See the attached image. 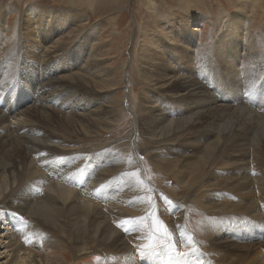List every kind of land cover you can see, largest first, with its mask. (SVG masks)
Listing matches in <instances>:
<instances>
[{"label":"bare ground","instance_id":"6f19581e","mask_svg":"<svg viewBox=\"0 0 264 264\" xmlns=\"http://www.w3.org/2000/svg\"><path fill=\"white\" fill-rule=\"evenodd\" d=\"M99 2L102 6L101 10L107 11L108 6L103 5L106 3L105 0H103V3ZM147 3H149L148 0L145 5ZM184 3L190 9L193 8V5L197 7L195 2L191 4L188 0H184ZM1 9L3 10L2 7ZM30 9L24 14L22 13V19L26 23L31 25L32 23H38L41 19L43 20L45 15H42L41 10H38V8L35 10ZM148 11L151 12L149 21L152 24L150 25L155 27L156 32L153 33L152 40L149 41L152 46L148 48L145 43L146 51L153 50L160 54L161 51L158 50V46L164 44L170 37H177L174 39L175 43L181 42L189 48H194L190 47L193 43L192 34L187 29L174 30L171 34H164L165 37L160 38L158 36L159 31L170 29L169 32H171L174 28L173 18L171 19L168 16L167 9L160 12L149 7ZM38 13L40 14L38 15ZM47 17H49L48 21L50 22L51 14H48ZM69 17L72 21L70 25L78 29L82 27V22L85 19L90 20L88 16L82 18L77 12L72 13V11ZM11 18L13 17L11 16ZM192 18V22L203 19L198 13H193ZM19 19L18 22L21 24ZM118 19L116 20L117 25ZM242 22L245 24L244 17L237 23L238 28L236 29L240 28ZM146 29L144 25L139 26V32H149ZM193 30L198 31L194 28ZM69 31L72 32L70 29ZM69 31L66 32L69 33ZM237 34L238 32L232 30V35L224 43L222 51L219 52L220 61L226 69L233 67L238 55L240 43L237 42L235 37ZM16 35L18 34L16 33ZM62 35L64 36V34ZM187 47L182 48L186 50ZM99 48L102 50L101 46ZM90 50L88 61L84 60L85 63H83L80 60L79 63L78 60L74 59L69 64V66L72 65L75 68L74 70L68 69V74L63 66L54 67V69H52L53 64L51 63L43 66L46 72L45 84L42 67H34L28 72V80L26 81L28 96L26 99L30 103V99L35 97L32 104V108L37 109L34 117L29 116V114L34 113V110L31 111L30 108L23 109L17 115L18 108L22 107L20 105L21 94L16 95L14 90L10 93H8L9 91L6 93L1 91L3 94H0V264H64L66 261L62 262V258L58 255L61 251H65L67 254L68 264H166L167 258H169V261L176 257L180 261H185L194 255L196 251L204 256L206 259L205 264H264V215L261 205L263 204L262 200H264V165L263 167L261 165V160H264V121H262L264 117H262L263 114L254 112L242 99L243 97L248 102V97H250L248 89L242 88V86L246 85L248 87L257 80L259 93L264 98V76L263 80L259 79L261 75L257 79H251V76H253L252 66L248 65V62L246 64L251 50L250 47L244 50L245 54L244 51L242 52L245 61L241 64V72L234 73L235 69L231 71L234 77L229 81L227 89L228 91L233 90L231 93L234 95L226 96L223 88L219 94L215 92L216 95L213 94V90L207 88L203 81L196 76L193 68H186V71L181 74L180 72L183 69L172 65L169 61L175 62L172 60L174 57L168 59V54L164 55L167 56L166 60L168 59L169 65L160 62L158 67L151 64L150 72L143 69V77L145 75L147 78H151L150 80L156 90L162 89V95L169 97V99L165 100L150 92L147 97L150 98L148 102L154 105L152 109L147 110L145 106L146 111L144 110L143 113H140L141 111H138V113L135 108L132 110L129 105L128 109L131 110L136 121V130L140 125H146L152 133L154 132L152 136H149L150 133L148 135L151 140L150 143L153 142L156 145H150L143 151L138 147L137 142L131 141L127 144L132 156L131 159L127 160V163L121 164L119 162L120 164L117 166H114L113 163L118 159V155L112 152L108 146H104L103 149L108 152L106 168L95 177L93 182L85 185L88 177L94 173L100 161L97 160L96 155L93 156L92 154L93 160L87 162L71 176L75 186L83 188L85 185L83 189H80L82 191H77L72 187H68L70 175L96 149L85 151L81 146L82 144L77 141L78 139L76 140L77 137L71 138L65 129L62 132H60L61 129L56 130V132L52 131L53 129L51 130L47 126L48 124H45L46 121L41 120L44 117L36 114V112L48 113L53 118L56 113L52 109L57 105L64 108L67 117H72L69 118L72 125H74L73 121L79 122L82 128L86 122L84 119L87 120V116L91 114L98 116L97 113L92 111L95 103L86 102L83 90L87 78L98 74V71L95 70L97 65L93 66L96 62L95 59L91 62L92 58L95 57L92 53L93 48ZM226 54H229V57L225 56ZM139 55L138 57L143 58ZM148 56L151 59L155 58L154 56ZM185 56L191 61L187 64L189 67H191L190 64L199 66L202 63V61H199V63L193 62L190 53H186ZM47 59L49 60V58ZM61 72L64 76L58 75ZM103 73H99V75ZM76 76L80 79H77ZM100 76L102 77V75ZM238 76L243 80L238 82ZM19 83H15V89ZM220 83L223 86V83ZM30 84L32 89L29 86ZM64 88L77 90L80 93H75L72 97L69 95V91H65L62 92L61 96L53 97L56 91ZM41 89L44 91V95H41ZM253 91H256V88ZM85 92L89 95L91 93L86 90ZM237 93L238 97H235ZM131 104L134 106V101ZM66 105L68 106L66 107ZM78 105L83 106V111L88 110L86 113L90 115H87L85 111L78 112ZM101 108L102 106H100V110ZM120 108L123 109L122 101ZM68 110H70V113H68ZM108 112L106 111V113ZM171 112H174V115ZM102 115L104 116V114H100V117ZM112 116L115 117L114 113ZM11 117L15 118L14 122L9 121ZM260 117H262L261 121ZM49 118L47 117L48 120H50ZM102 119H100V122H102ZM257 120L262 124L258 125ZM112 125L114 126V124ZM91 129L93 128L91 127ZM91 132L93 131L91 130ZM154 135L157 138L152 140L155 138ZM169 137L172 142L169 140L170 143L166 144L165 142ZM12 138L13 141H16V144L13 143V148L6 149L7 144L5 143ZM135 139L137 138L135 137ZM140 141L144 142V140ZM71 152H79L81 155L83 152H87V155L84 156L83 160L76 161L73 167H67L63 171L61 174L62 181L53 179L48 163L56 158L61 159L51 164V166L54 169L62 170L71 162V159L68 158V154ZM142 152H145L147 157L152 160L157 172L172 175L180 185V189L188 192L190 204L192 203L199 210L204 211L205 216H199L197 225L191 220L192 227L187 223V206L180 205L170 194L156 190L154 181L152 182V180L145 177L143 165L137 164V159L140 158ZM144 157L146 158V156ZM212 166L216 173H213ZM253 169L257 171L253 172ZM110 176L113 177L108 178ZM97 192L99 194L96 195ZM116 192L122 193L115 200L114 194ZM152 195H154L153 198ZM165 205L168 206L165 207ZM168 211L176 213L175 216L169 218ZM218 211L221 214L236 211L237 215L240 218L242 217V226H239L235 233L231 232V235L226 232V235L213 238L215 232L213 234L208 232L207 226L208 223H211L209 220ZM244 218L248 219L244 220ZM62 220L65 223H59ZM196 220L198 221V219ZM157 223L163 224L166 229L165 239L169 247L165 249L164 253L162 249L156 246L158 239L154 240ZM65 227L68 229V250L63 243L57 244L55 239L56 232H59L61 236L66 234L64 233ZM191 229L193 232H191ZM209 239L210 243L217 249L229 248L227 249L229 251V255L227 253L228 257H225L226 253L222 250L213 252ZM238 239L243 242V245L237 244ZM134 241L136 243L137 241L141 242L132 245L131 242ZM182 243L184 244L182 245ZM146 244H149V246L146 247ZM162 256H166V259Z\"/></svg>","mask_w":264,"mask_h":264},{"label":"rangeland","instance_id":"374dc122","mask_svg":"<svg viewBox=\"0 0 264 264\" xmlns=\"http://www.w3.org/2000/svg\"><path fill=\"white\" fill-rule=\"evenodd\" d=\"M99 1H101L103 3V0H16V1L13 0L14 3L12 2V0H0V19H1V21H0V23H1L0 24V33L3 31L0 35V86H1L0 87V94H3L2 93L3 91H5V93L9 91L8 93H10L14 90L16 95L17 94L22 95V100L20 101V105L22 107L18 108L17 115L20 114L23 109L27 110L30 108L31 111L34 110L33 111L34 113L31 115L29 114V116L34 117L35 111L37 110L36 108L35 109L32 108V106H33L32 104L34 103L33 99L35 97H32L30 99V103L28 102L29 100L26 99V97L28 96L26 81L28 80L27 79L28 78L27 77L28 72H30V70L32 68H34V67H39V68L42 67L43 68V66L51 63V64H53L52 69H54V67L63 66L64 69H66L67 74H68V69L74 70V68H75L72 65L69 66V64L72 63V61L74 59L76 61L78 60L79 63H80V60H81V62L83 61V63H85L84 60L88 61V55L91 52L90 49L93 48L92 53L95 55L96 58L95 57L92 58L91 62L94 61V59H95L96 62L93 66L95 67V65H97L98 69L96 68L95 70L98 71V74H96V75L94 74L92 77L87 78L88 81L86 80L85 84L83 85V86H85L84 87L85 89H83V90H84V95L86 96V102L87 103H95L92 111L97 113L98 116L93 115V114H91L92 115L91 116L90 114L86 113V112H88V110H84L85 113L87 115H90V116H87V120H86V118L84 119V121H86V122L84 123L83 128L84 127H86V128L83 129L80 126L79 122L76 123L75 121H73L74 125H72L69 121V118H72V117H70V116L67 117V115L64 112L65 111L64 108H61L57 105H55L53 107L54 109H52V111L53 112L55 111L54 113H56V116L55 115L53 116L54 119L48 113H47L48 114L47 115V114H41L42 112H36V114L42 115L44 117L41 120H43L44 122L46 121L45 124H48L47 126L50 127L51 130L53 129L52 131L56 132V130L59 131L61 129L60 132H62L65 129V131L67 132V134H69L71 136V138L77 137L76 140L78 139L77 141H79L82 144L81 146L84 148L85 151L87 149L88 150L96 149L87 158L84 157L85 155H87V152L86 153L83 152L82 155L79 152L69 153L68 158L71 159V162L68 164V166L64 167L62 170L54 169V167L51 166V164H53L57 161H60L61 159L56 158V159H54L48 163V165L50 167L51 174H52L51 176L53 177V179L55 178L58 181H62L61 174L63 173V171L67 167H73L76 161L78 162V161H81V159L83 160L85 158L83 160V162L73 170V172L70 175V183H68V187H72L77 191H82L80 189H83L86 184L93 182L95 177L103 169L106 168L107 159H108V152H106V150L103 149L104 146H108V148L112 152H115L118 155V159L113 163L114 166H117L120 164L119 162H121V164L127 163V160L129 161L131 159V157H132L131 153L129 152V150L127 148V144L130 143L131 141L137 142L138 147L143 151L146 148H148L150 145L151 146L156 145V143H153V142L150 143L151 140H150L149 136H152V134L154 132L152 133L150 131V129L147 128L146 125H140L139 127H137V130H136V126H135L136 121L134 119V116H133L131 110L128 109V105L132 110H133V108H135L137 110V112L141 111L140 113H143L144 110L146 111V107H147V110L152 109L154 105L151 102L150 103L148 102L150 100V98L147 97L150 92L157 94L159 97H161L165 100L169 99V97L162 95V89L156 90V88L152 84L153 82L150 80L151 78H147L145 75L143 77V74H144L143 69L150 72L149 69L151 68L150 67L151 64L156 65L157 67H158L160 62L169 65L167 60L169 58L174 57V59H172V60H174L175 62H172V61H169V62L172 65H174L176 68L181 67L183 69V70L181 69L182 70L180 72L181 74H183V71H186V68H193L194 73L196 72V76L200 80L203 81V83L206 85L207 88H209L210 90H213V94H215V93L219 94L223 88L224 92L226 93L225 94L226 96L234 95L231 93L233 90L228 91V89H227L229 81L232 80L234 77L231 71L233 69H235V71H233L234 73L235 72H237V73L241 72L240 71L241 64H242V62L245 61V56H243L245 54L244 50H246L247 48L249 49V47H250L251 50L249 51V58L247 59L246 64L248 62V65L252 66L251 68L253 70V72H252L253 76H251L252 77L251 79H257V77L261 75L259 77V79L263 80V76H264V66H263L264 65V0H197V1L196 0H188L189 2H191V4L194 2H195V4L197 3L196 4L197 7H195V5H193V8H191V9L189 6H187L184 3V0H148L149 3H147V5H145L147 0H105L106 3H104L103 5L105 7L108 6L107 11L101 10L102 6H100L101 3ZM8 3H9V5H8ZM10 3L12 4L13 8H12ZM16 5H18V6H16ZM1 7L3 8V10L1 9ZM149 7H151L154 10L157 9V11L159 10L160 12H161V10L163 11V9L164 10L167 9L168 10V16L171 19L173 18L174 28L172 29L171 32H169L170 29H165V30L159 31L158 36L160 38L165 37L164 34H166V35L171 34L174 30H178V29H182V30L185 29L186 30L187 29L188 32L190 34H192L191 37H192L193 43L190 47H194V48H189L186 45H183L181 42L175 43L174 39H176L177 37H174V38L170 37L167 39L166 42H164V44H161L158 46V50H160L162 54L161 53L158 54L153 50L146 51L145 43H146V46L148 48H150L152 45L149 44V41L152 40V37L154 35L153 33L156 32V29H154L155 27L150 25L152 23H150V21H149L150 20L149 18L151 17L150 16L151 12L148 11ZM7 8H8V10H7ZM9 8H10V10H9ZM30 8H33L34 10L38 8V10L42 11V15H45L44 16L45 18L43 17V20L41 19L38 23H32L31 24L32 26L30 24L26 23L22 19L23 18L22 15L25 12L31 10ZM22 9H23V11H22ZM71 11H72V13L77 12L78 15L81 16L82 18H83V16H88L90 20L85 19L82 22V24H83L82 27H80L79 29L75 28L74 26L70 25L72 22L70 17H69V16H71ZM17 12H19V13H17ZM20 12H21V14H20ZM193 13L200 14L203 17V19L201 21L192 22V20H193L192 14ZM39 14L40 13H38V15ZM48 14H51V17H52V18H50V22L48 21L49 17H47ZM63 14H65V15H63ZM9 16H10V18H9ZM11 16L13 18H11ZM14 16H16V17H14ZM63 17H65V18L67 17L68 20L67 19L65 20V18H63ZM243 17L245 20V24L242 22L239 26L240 28L236 29V28H238L237 23H239L240 19L241 18L243 19ZM7 18H9V19L7 20ZM78 18H80V17H78ZM2 19H4V20H2ZM18 19H19V21H21V24H20V22H18ZM117 19H118V25L116 23ZM23 21H24V23H23ZM142 25H144V28L145 29L147 28L146 30L149 32H146V33H145V31L139 32V26L141 27ZM26 26H28L29 28ZM30 28H32V29L30 30ZM193 28L198 29V31L195 32V30H193ZM69 29L72 30V32H70ZM151 29H152V31H151ZM27 30H29V31H27ZM232 30L238 32L237 36H235V37L237 38V42L240 43V48H239L236 60L234 62L235 64L233 65V67H229L228 68L229 70H228L224 67V65H222V63L220 61L221 59L219 56V52L222 51V49L224 47L223 45L226 42V40L229 39V36L232 35ZM30 31H31V33H30ZM66 31L67 32L69 31L70 34L67 33ZM3 33H5V34H3ZM16 33L18 35H16ZM62 34H64V36ZM244 34H246V35H244ZM60 35H62V36H60ZM75 36H76V39H75ZM83 36H84V38H83ZM72 37H74V38H72ZM66 38H68V39H66ZM82 39L84 40L83 42H82ZM140 39H141V41H140ZM251 41L254 44H251L252 43ZM57 42H58V44H57ZM65 42H67V43H65ZM78 43H79V45H78ZM50 44H52V45L50 46ZM65 44H67V45L65 46ZM97 44H99V45H97ZM252 45L254 46V48H252L253 47ZM91 46H93V47H91ZM98 46L99 47L101 46L102 50ZM195 46H197V47H195ZM247 46H249V47H247ZM63 47H64V49H63ZM167 47H169V48H167ZM182 47H187V49L184 50ZM48 48H49V50H48ZM95 50H97V51H95ZM103 50H105V51H103ZM202 52H204V53H202ZM186 53H188V54L190 53V55L193 57V62L199 63V61H202V63L199 66L194 65V64L192 65L189 63L191 67L187 66L188 62H191V61L187 56H185ZM164 54H168L169 57H167ZM138 55L143 57V58L138 57ZM148 55H150V57L154 56L155 58L151 59V58H149ZM199 55H200V57H199ZM228 55L229 54H226L225 56H228ZM166 57L168 58L167 60H166ZM47 58H49V60ZM106 58H107V60L105 61ZM144 61H146L145 65H144ZM102 62H105V63H102ZM99 63H101V64H99ZM218 63H220V64H218ZM83 66H82V68H83ZM161 66H162V64H161ZM104 67H106L107 69ZM183 67H185V68H183ZM100 70H102L105 74L103 72H101ZM111 70L112 71L114 70L115 72L114 71L112 72ZM107 71H108V74H107ZM43 73H44V84H45L46 83L45 68H43ZM99 73H103V74H100V75H102V77L99 75ZM67 74H65V75H67ZM58 75L64 76V75H62V72L59 73ZM105 75H107V76H105ZM103 76H105V77H103ZM126 76H128V77H126ZM76 77H77V79H80V77H78V76H76ZM238 78H239V76H238ZM128 79L130 82L127 81ZM81 80H83V79H81ZM239 80H243V79L239 78L238 82H239ZM17 82H20V83L18 84V87L15 89V85H16L15 83H17ZM68 82L72 83L70 81H68ZM73 82H74V80H73ZM220 82L223 83V86H221ZM129 83H130V85H129ZM86 84H88V85H86ZM132 85L134 86L133 89H132ZM29 86L32 89V85L30 84ZM89 88H90V90H89ZM242 88L248 89L249 94H250V97H248V102L245 101V99L242 97L243 102L246 105H248L254 112H257L259 114H263L262 117H264V98H262V96L259 93L260 91H259V86H258V80L255 83L250 84L248 87H246V85H245V86H242ZM255 88H256V91H253ZM85 90L87 92L90 91L92 94L90 93V95H89V93H86ZM65 91H69V95L72 97H74L75 93H77V94L80 93V91H77V90L74 91V90H69L68 88H64L62 90L56 91V93L53 95V97L54 96H61L62 92H65ZM98 92H99V94H98ZM100 92H102V94H100ZM254 92H255V94H254ZM41 95H44V91H42V89H41ZM145 96H146V98H145ZM107 97H109V98H107ZM122 97L124 98V100ZM235 97H238V93L235 95ZM121 101H122L124 111H123V109L121 110V108H120ZM129 101H131V102H129ZM133 101H134V106H132V104H131ZM135 101H137V102H135ZM139 105H140V107H139ZM151 105H152V107H151ZM67 106L68 105H66V107ZM100 106H102V108L104 110L102 108L100 110ZM82 107H81V105H78L77 109H79V111L78 110H76V111L84 112L82 110ZM96 108H97V110H96ZM58 109H60V110H58ZM111 109H112V111H111ZM138 109H140V110H138ZM106 111H109V112L106 113ZM110 112H111V114H110ZM68 113H70V110H68ZM113 113H114L115 117L112 116ZM100 114H104V116L103 115L101 116V117H104L103 119L100 117ZM108 114H109V116H107ZM171 114L174 115V112H171ZM58 116H59V118H58ZM47 117L48 118L51 117V118H49L50 120H48ZM55 117H56L57 122L55 121ZM262 117H260V121H261ZM109 118L111 119V121ZM100 119H102V122H100L101 121ZM108 119H109V121H108ZM263 119L264 118H262V121H264ZM37 120H39V119H37ZM9 121L14 122L15 118L11 117L9 119ZM260 121L257 122L258 125L262 124V123H259ZM86 123L88 126L85 125ZM102 123H104V124H102ZM110 123L114 124V126ZM107 124H108V126H107ZM65 125L68 127H66ZM89 125L93 129H91V127ZM111 125H112V127H111ZM106 126L108 127V129L106 128ZM145 126H146V128H145ZM54 127H56L57 129ZM94 128H97V129L95 130ZM116 128L117 129L119 128V129L117 130ZM90 129L93 132H91ZM140 129L142 130V132H140L141 131ZM189 130H190V127H189ZM85 131H86L87 135L85 134ZM146 132H147V134H146ZM149 133H150V135H149ZM135 137L137 139H135ZM154 137H155V135H154ZM170 137H169V139L167 138V141L165 142L166 144L170 143L169 142V140H171ZM156 138H157V136L155 138H153L152 140H154ZM140 140H144V142L140 141ZM147 140H148V142H147ZM98 141H100V142H98ZM87 142H90L91 144L87 143ZM93 142H94V144H93ZM171 142H172V140H171ZM13 143L16 144V141H13V138H12L11 140H9L5 143V144H7L5 148L6 149L7 148H9V149L13 148V146H14ZM94 147H96V148H94ZM1 154H3V153H1ZM92 154H93V156L96 155L97 160H100V161L98 162L97 168L94 171V173L90 174V176L88 177L84 187L79 188L73 184L71 176L73 174H75L80 168H82L87 162L93 160ZM119 156H121V157H119ZM144 156H146V158H148V159H146ZM119 159H120V161H119ZM138 159H137V164L140 163L141 165H143L142 166L144 169L143 173H144L145 177H147L149 180H152V182L154 181L153 182L154 186L157 188V189L156 188L155 189L159 190V192H165L167 194H170L171 196H173L176 199V201H178L180 203V205L187 206V210H188V212H186V214L188 216L186 218L187 223L191 227H192V225L190 223L191 221L195 225H197L199 222V216H205V213H204V211L199 210L197 208V206H195L194 204H192V203H191L192 205L190 204V202L188 201V192L184 189H180V185H178L177 181L175 180V178L172 175L164 173V172H157L153 166L152 160L149 157H147L145 152H142L140 158H138ZM142 160H143V162H142ZM146 160H147V163H146ZM254 164H255V162H254ZM261 165L263 167L264 160H261ZM255 169H257V168L255 167ZM255 169H253V172L257 171ZM147 171H149V172H147ZM212 171H213V173H216L213 166H212ZM111 177H113V176H110L108 178H111ZM121 193L116 192L114 194L116 197L115 200L119 197V195ZM97 194H99V193L97 192L96 195ZM151 197L153 198L154 195H152ZM180 197H182V198H180ZM262 203H263V204H261L262 210H263L262 212L264 215V200H262ZM167 206L168 205H165V207H167ZM175 214L176 213H171L170 211H168V217L169 218L175 216ZM239 218H240V216L237 215L236 211L230 212L228 214H221V212L218 211L217 214L215 216H212V218L209 220L211 223H208L209 227L207 226V230L211 234H213L214 232L217 234L215 236V233H214L213 238L219 237L220 235H226L227 234L226 232H228V235H231V232L235 233L236 229L239 226H242L241 225V221H243L241 219L242 217L240 219ZM196 219H198V221ZM247 219L248 218H244V220H247ZM59 223H65V221L62 220ZM66 227L68 228V226H66ZM66 227L64 228V231H65L64 233H66V234L61 236L59 232H56L55 239L57 241V244L63 243V245H65L67 250H68V247H67V245H68V229ZM220 231H222V232L220 233ZM191 232H193L192 229H191ZM131 233H129V234H131ZM158 236H160V237H158ZM165 238H166L165 226L161 223H157V231L154 234V240L158 239L156 241V246H158L160 249H162L163 253H164L165 249H167L169 247L168 242L166 241ZM213 238H212V240H213ZM238 240H237L238 243L237 242L236 243L238 245H241V244L243 245V242H241V240H239V241ZM139 242H141V241H137V243L134 241V242H131V244L136 245ZM183 244L184 243H182V245ZM209 244H210L213 252L222 250L226 253L225 257H228L229 251L227 249H229V248H223V249L218 248L217 249L214 245H212V243H210V239H209ZM147 246H149V244H146V247ZM227 253H228V255H227ZM58 255H60V258H62V262L66 261L65 263L68 264V261L66 260L68 257H67V254L65 253V251H61V253H58ZM162 258L166 259V256H164V257L162 256ZM205 260L206 259L204 258V256H201V254L198 251H196L194 255H192L188 260H185V261H180V259H178L177 257L172 258L170 261H169V258H167L166 264H205ZM2 261H4V260H2ZM83 264H87V263H83ZM97 264H100V263H97ZM108 264H110V263H108Z\"/></svg>","mask_w":264,"mask_h":264}]
</instances>
